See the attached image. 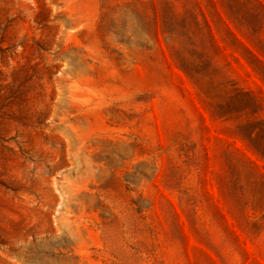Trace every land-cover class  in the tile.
Listing matches in <instances>:
<instances>
[{"label": "rangeland", "instance_id": "obj_1", "mask_svg": "<svg viewBox=\"0 0 264 264\" xmlns=\"http://www.w3.org/2000/svg\"><path fill=\"white\" fill-rule=\"evenodd\" d=\"M0 264H264V0H0Z\"/></svg>", "mask_w": 264, "mask_h": 264}]
</instances>
